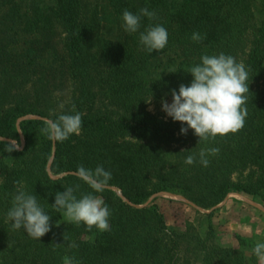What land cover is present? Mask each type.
Returning <instances> with one entry per match:
<instances>
[{"label":"trees","instance_id":"obj_1","mask_svg":"<svg viewBox=\"0 0 264 264\" xmlns=\"http://www.w3.org/2000/svg\"><path fill=\"white\" fill-rule=\"evenodd\" d=\"M54 1L47 9L40 0H0V136L14 138L18 120L28 115L55 119L73 105L82 114L80 134L63 142L41 132L44 119L21 123L22 151L9 153V143L0 141V264H63L64 256L77 264H192L180 254V237L163 244L167 224L149 200L171 192L212 209L235 191L264 195V0ZM142 8L156 19L142 17L140 31L149 24L167 29L163 50L148 53L139 32L124 30L123 11ZM194 32L204 39L193 41ZM99 33L105 38L93 52L89 39ZM61 52L64 59H57ZM220 53L249 70L248 115L239 132L199 143L193 130L183 135L181 124L148 110L150 71L161 69L162 84L175 71L179 90L191 83L187 71L203 55ZM50 77L59 78L54 105ZM210 148L219 152L207 156L205 167L199 152ZM189 154L197 157L192 165L184 162ZM80 165L110 171L109 187L94 192L74 174ZM238 172L241 179L234 178ZM76 185L78 198L102 197L111 211L109 230L68 223L36 240L13 228L7 213L18 189L35 195L56 219L64 212L52 207L56 193Z\"/></svg>","mask_w":264,"mask_h":264},{"label":"clouds","instance_id":"obj_2","mask_svg":"<svg viewBox=\"0 0 264 264\" xmlns=\"http://www.w3.org/2000/svg\"><path fill=\"white\" fill-rule=\"evenodd\" d=\"M142 17L154 20L156 13L149 11L148 8L140 9L138 14L124 10L122 16L124 30L130 34L139 32V42L148 53L163 50L168 44L167 29L160 24H149L144 31H140ZM191 38L197 42L204 39L197 32H194ZM187 73L193 77L191 83L181 84L178 91L175 89L171 91V104L166 99L161 101L162 110L168 117L182 125H187L181 127V134L186 135L191 129L199 137L200 143L215 139L217 136L237 133L244 128L248 115L246 94L249 92L247 84L249 70L242 62H237L235 57L224 53L203 55L201 63L190 67ZM151 100L147 103L150 104ZM43 124L41 132L49 140L63 142L73 134H80L82 114L76 111L73 105L70 113L60 114L55 119H45ZM19 150L20 145L15 140L5 147V151L9 153ZM218 152V148L201 150L200 163L207 167L209 164L207 156ZM196 158L195 154H189L184 162L192 165ZM74 174L96 193L106 190L112 179V173L102 165H98L95 169L80 165ZM16 183L20 182L16 181ZM79 187V185L70 186L63 192H57L52 207L57 211L64 210L69 223L76 225L84 223L89 230L93 227L100 231L109 230L110 209L99 196L92 193L83 194L78 198L75 192ZM7 216L13 222L14 229L23 228L36 240H40L52 229L51 216L45 212L37 197L24 191L22 187L14 194L12 207ZM56 226L59 227V223ZM64 240H67L66 233ZM69 247L74 248L76 245L72 243ZM252 251L259 264H264V242L258 241ZM63 264H77V262L74 257L64 256Z\"/></svg>","mask_w":264,"mask_h":264},{"label":"rangeland","instance_id":"obj_3","mask_svg":"<svg viewBox=\"0 0 264 264\" xmlns=\"http://www.w3.org/2000/svg\"><path fill=\"white\" fill-rule=\"evenodd\" d=\"M40 1H43L42 6L44 5L47 9L55 5L54 0ZM256 5V14L260 19L262 17L260 1H256ZM105 31L111 33L112 30L106 29ZM100 37L105 38V35L94 34L89 39L93 52L101 50L102 41ZM57 59H64L62 52ZM149 63L152 62L149 61ZM153 63L159 64L158 61ZM160 71L161 69L156 70V68L150 71L151 84L149 87L152 88L153 97L152 100L150 99L151 103H148V110L165 120H169L171 118L162 110L161 101L166 99L169 104L172 103L171 91L177 88L176 81L173 79L176 76L174 71L168 75L172 78L167 80L166 84H162L161 79L165 78L159 75ZM58 80L59 78L55 80L54 77H50L48 85V96L51 93L48 98L50 105H54L55 98L60 96L59 90L55 88V83ZM64 84L67 82L64 81ZM31 89L33 88L29 86L27 91L31 92ZM40 119L45 120L47 118L28 115L19 119L17 122L19 133L14 138L0 136V141H6L10 144L12 140H15L20 145L19 151H22L26 146V139L21 129V123L26 120ZM176 124L180 125L181 123L176 122ZM182 126L185 127L186 125ZM240 174L242 172L235 174L234 178L241 179L243 176ZM112 188L119 196L122 195L121 190L116 187ZM100 198L102 199V197ZM151 202L156 203L167 224L163 244L169 246L174 238L180 237L179 248L182 251L180 254L182 257L188 258L192 264H259L252 250L258 241L264 242L263 194L249 195L242 191H235L230 193L223 203L212 209L202 208L184 196L171 192L153 195L149 200V203ZM58 223L59 226L69 223L64 212L59 218H51L52 229L57 228Z\"/></svg>","mask_w":264,"mask_h":264}]
</instances>
